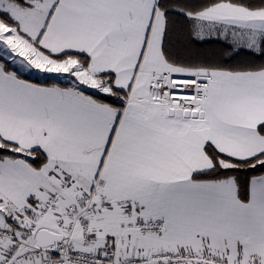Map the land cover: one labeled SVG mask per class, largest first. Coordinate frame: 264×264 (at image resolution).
Listing matches in <instances>:
<instances>
[{"label": "snow or ice", "instance_id": "snow-or-ice-1", "mask_svg": "<svg viewBox=\"0 0 264 264\" xmlns=\"http://www.w3.org/2000/svg\"><path fill=\"white\" fill-rule=\"evenodd\" d=\"M0 264H264V0H0Z\"/></svg>", "mask_w": 264, "mask_h": 264}]
</instances>
